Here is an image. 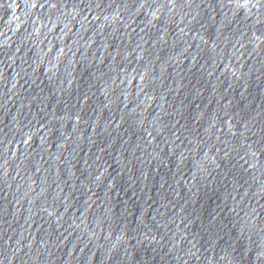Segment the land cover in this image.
<instances>
[{"label": "water", "instance_id": "obj_1", "mask_svg": "<svg viewBox=\"0 0 264 264\" xmlns=\"http://www.w3.org/2000/svg\"><path fill=\"white\" fill-rule=\"evenodd\" d=\"M243 5L0 0V264H264Z\"/></svg>", "mask_w": 264, "mask_h": 264}, {"label": "snow or ice", "instance_id": "obj_2", "mask_svg": "<svg viewBox=\"0 0 264 264\" xmlns=\"http://www.w3.org/2000/svg\"><path fill=\"white\" fill-rule=\"evenodd\" d=\"M250 3H252V0H244V7H247ZM256 3H260L262 6H264V0H256ZM255 6V5H253Z\"/></svg>", "mask_w": 264, "mask_h": 264}]
</instances>
